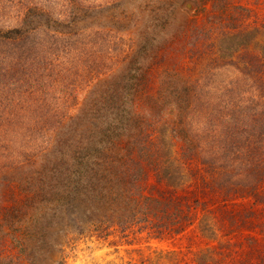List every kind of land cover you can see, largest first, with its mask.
<instances>
[{
  "label": "trees",
  "instance_id": "obj_1",
  "mask_svg": "<svg viewBox=\"0 0 264 264\" xmlns=\"http://www.w3.org/2000/svg\"><path fill=\"white\" fill-rule=\"evenodd\" d=\"M193 231L264 264V0H0V264Z\"/></svg>",
  "mask_w": 264,
  "mask_h": 264
},
{
  "label": "rangeland",
  "instance_id": "obj_2",
  "mask_svg": "<svg viewBox=\"0 0 264 264\" xmlns=\"http://www.w3.org/2000/svg\"><path fill=\"white\" fill-rule=\"evenodd\" d=\"M102 1L97 0V3ZM189 4L192 3L186 2L184 9L194 11L192 5L188 7ZM72 236L75 239L65 248L66 255L57 257L49 264H194L198 252L209 243L197 231L177 239H155L145 232L133 233L128 237L116 233L108 239L97 238L95 235L79 238L69 234V237ZM57 238L60 241L64 239L62 235H57ZM171 253L176 255L177 261L169 256Z\"/></svg>",
  "mask_w": 264,
  "mask_h": 264
},
{
  "label": "water",
  "instance_id": "obj_3",
  "mask_svg": "<svg viewBox=\"0 0 264 264\" xmlns=\"http://www.w3.org/2000/svg\"><path fill=\"white\" fill-rule=\"evenodd\" d=\"M189 8L191 7V5L189 4V6H188Z\"/></svg>",
  "mask_w": 264,
  "mask_h": 264
},
{
  "label": "bare ground",
  "instance_id": "obj_4",
  "mask_svg": "<svg viewBox=\"0 0 264 264\" xmlns=\"http://www.w3.org/2000/svg\"><path fill=\"white\" fill-rule=\"evenodd\" d=\"M192 5V4H191Z\"/></svg>",
  "mask_w": 264,
  "mask_h": 264
}]
</instances>
